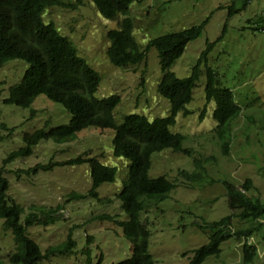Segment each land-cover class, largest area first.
<instances>
[{
  "label": "rangeland",
  "instance_id": "obj_1",
  "mask_svg": "<svg viewBox=\"0 0 264 264\" xmlns=\"http://www.w3.org/2000/svg\"><path fill=\"white\" fill-rule=\"evenodd\" d=\"M57 1L67 8L48 9L43 21L53 23L100 75L94 97H119L112 111L114 122L119 124L131 114L150 120L167 116L169 103L156 89L162 76L156 49L150 48L137 65L116 67L107 59L109 44L105 36L116 29V23L103 19L89 0ZM129 18L140 50L151 39L207 20L201 36L188 43L170 67L171 73L184 79L208 48L192 99L185 106L190 114L179 113L175 125L169 128L185 137L182 148L188 149L190 155L169 149L151 154L148 177H163L175 187L164 200L151 202L140 216L149 232L148 253L154 264H188L193 252L208 243L209 231L200 226L209 227L232 214L224 183L238 189L245 179H250L253 188L248 196L264 203V0H139L131 6ZM206 67L214 72L217 88L229 90L240 107L238 118L231 122L226 154H222L221 142L214 132L215 103L205 101ZM26 68L20 60L0 67V170L8 182L6 195L22 209L21 223L28 212L37 215V224L27 228L26 233L42 253L49 246L63 243L70 229L75 244L71 254L49 257L40 264H85L87 256L81 251L88 252L92 264H97L100 256V264L131 258L132 244L119 227V222L127 218L117 198L129 161L112 155V130L90 127L64 144L43 140L29 157L2 163L8 153L23 147L24 134L42 128L45 121L54 128L71 119L63 106L43 95L29 108L3 103L9 87L20 80ZM31 111L35 114L31 115ZM80 155L97 157L101 164L117 169L115 181L103 183L95 190L96 196L88 195L91 178L87 163L58 165ZM207 157L211 160L203 164V170L199 169L202 177L185 180L180 175L193 173V159L203 162ZM38 165L51 167L40 170ZM35 168L36 173H25ZM233 221L232 231L249 227L237 219ZM260 222L264 225V221ZM247 242L257 250L251 264H264V227ZM242 246L241 238L230 239L221 244L218 258L208 257L201 264H243ZM13 253L11 236L0 226V263L9 264Z\"/></svg>",
  "mask_w": 264,
  "mask_h": 264
},
{
  "label": "trees",
  "instance_id": "obj_2",
  "mask_svg": "<svg viewBox=\"0 0 264 264\" xmlns=\"http://www.w3.org/2000/svg\"><path fill=\"white\" fill-rule=\"evenodd\" d=\"M138 1L89 0L103 19L117 25L116 29L107 31L105 35L109 44L106 56L112 65L124 68L137 65L144 61L150 48L156 49L162 74L156 89L169 103V112L165 117L152 120L144 115L131 114L116 124L112 111L119 103V97L111 95L96 99L94 94L100 84V75L78 55L73 44L59 33L53 23L43 21V14L45 15L48 9L67 8V5L57 0H0V67L14 60H20L27 65L20 80L9 87L8 97L3 103L29 108L38 96L43 95L63 106L71 115L66 125L49 128V121H45L42 128L24 134L23 147L8 153L2 162L9 164L16 159L29 157L33 153V148L43 140L64 144L74 141L78 132L90 127L112 130L114 132L112 155L129 161L127 177L117 198L127 218L119 222V227L132 244L131 258L116 264H154L148 253L149 232L146 225L140 222V216L149 208L151 202L164 200L175 185L163 177L156 179L148 177L150 156L167 149L190 155L188 149L182 148L185 137L170 132L169 128L175 125L179 113L190 114L185 106L192 99V92L200 75L201 61L205 60L208 51L207 48L200 54L188 77L178 79L170 72V67L180 58L186 45L201 36L207 20L186 30L151 39L145 48L140 50L133 37V22L129 18L130 7ZM205 76V101L215 103L213 118L217 125L214 132L221 142L222 154H226L229 148L227 137L232 130L231 122L238 118L240 107L235 104L229 90L217 88L215 74L208 67L205 69ZM1 86L2 83L0 88ZM33 114L35 111H31V115ZM208 160L211 159L207 157L203 162L193 159L195 166L193 173L182 172L180 175L185 180L202 177L199 169L203 170V164ZM84 163L89 166L91 178L88 195L96 196L95 190L103 183L115 181L117 169L101 164L97 157L85 158L80 155L58 165ZM38 166L40 170H48L51 167ZM36 172V168L25 171L28 175ZM224 187L226 203L232 214L212 223L209 227L200 226L202 230L209 231L208 243L193 252L188 264H201L208 257L218 258L221 244L235 238L243 240V264H251L256 258V247L247 241L264 227L260 222L264 221V203L257 197L248 196L247 192L253 188L250 179H245L238 189L228 183H224ZM7 190L8 182L0 170V226L4 233L10 234L14 246V253L9 256L8 263L40 264L49 257L71 254L75 246L71 237L72 229L68 230L70 234L63 243L49 246L42 253L26 233L27 228L37 224V215L28 212L21 223L22 209L8 200ZM51 213L52 211L48 214ZM234 219L248 224L249 227L232 231ZM81 254L87 256L85 264H92L88 252L81 251ZM101 258L102 256L99 257L97 264L101 263Z\"/></svg>",
  "mask_w": 264,
  "mask_h": 264
},
{
  "label": "bare ground",
  "instance_id": "obj_3",
  "mask_svg": "<svg viewBox=\"0 0 264 264\" xmlns=\"http://www.w3.org/2000/svg\"><path fill=\"white\" fill-rule=\"evenodd\" d=\"M112 117H113V115H112ZM99 129H101V128H99ZM101 130H104V129H101ZM3 163V162H2Z\"/></svg>",
  "mask_w": 264,
  "mask_h": 264
},
{
  "label": "clouds",
  "instance_id": "obj_4",
  "mask_svg": "<svg viewBox=\"0 0 264 264\" xmlns=\"http://www.w3.org/2000/svg\"><path fill=\"white\" fill-rule=\"evenodd\" d=\"M133 5V4H132ZM131 8V7H130ZM103 99V98H102ZM98 100H100V99H98ZM119 101H120V99H119ZM118 105V104H117Z\"/></svg>",
  "mask_w": 264,
  "mask_h": 264
}]
</instances>
